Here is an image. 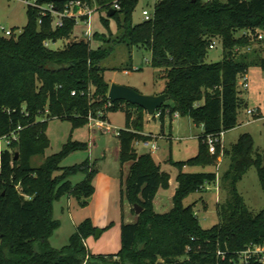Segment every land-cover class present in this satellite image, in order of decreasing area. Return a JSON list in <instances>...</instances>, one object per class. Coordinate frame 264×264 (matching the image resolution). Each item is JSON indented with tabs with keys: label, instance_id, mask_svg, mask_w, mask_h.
<instances>
[{
	"label": "trees",
	"instance_id": "16d2710c",
	"mask_svg": "<svg viewBox=\"0 0 264 264\" xmlns=\"http://www.w3.org/2000/svg\"><path fill=\"white\" fill-rule=\"evenodd\" d=\"M72 1L77 0H39L59 9ZM82 1L108 11L120 4L110 16L117 20L118 34L95 33L102 40L97 48L85 39L69 41L60 49L46 45L70 39L77 20L67 17L63 26L55 28L52 15H43L31 5L21 33L0 34V137L18 133L10 149L0 155V264H156L159 257L174 264H234L239 251L264 244V208L253 213L237 187L252 165L264 180V159L248 132L231 148L219 143L216 153L209 151L205 138L238 125L244 104L238 78L252 64L264 69L260 50H243L254 40L237 35L246 28L264 30V0H159L155 17L137 23L133 12L139 0ZM215 40L223 45V58L209 62ZM121 44L151 50V64L161 69L163 92L173 102L167 103L168 99L161 106L160 117L164 122L167 111L180 113L202 125L199 152L188 160L173 161L180 169L174 206L158 212L153 200L160 185H170V173L161 170L151 152L138 153L134 147L135 141L148 139L142 133L146 110L127 101L137 112L128 110L127 127L118 134L121 163H130L128 174L121 177V192L137 218L123 220L122 248L117 254L90 251L87 238L96 228L89 219L78 226L68 244L58 248L50 240L60 224L54 201L69 194L87 203L95 192L96 169L88 161L62 165L65 156L88 147L81 141L69 140L38 166L32 159L50 146L51 118L79 126L89 122L91 113L104 112L106 117V111L121 101L105 106L111 86L105 78L106 60ZM220 152L229 160L221 179L217 170L184 171L189 165L217 166ZM80 170L87 171V177L74 184L71 176ZM218 180L229 196L217 204L218 222L204 227L194 204L185 205L184 200ZM136 203L143 207L140 214ZM219 251L226 253L224 258L217 255ZM183 256L190 260H181Z\"/></svg>",
	"mask_w": 264,
	"mask_h": 264
},
{
	"label": "rangeland",
	"instance_id": "374dc122",
	"mask_svg": "<svg viewBox=\"0 0 264 264\" xmlns=\"http://www.w3.org/2000/svg\"><path fill=\"white\" fill-rule=\"evenodd\" d=\"M159 0H139L133 12L134 22L145 20L143 11L149 10L151 14L156 13V4ZM208 1V0H204ZM28 5L23 0H0V34L4 29H13L16 34L22 32L28 22ZM57 18L54 19L56 24ZM89 25L80 18L74 28L70 39H60L50 42L53 49H60L72 40L85 38V32ZM91 29L93 37L91 45L97 48L102 44L100 35H117L118 23L116 18L108 15V9L93 6L91 15ZM98 33L99 36H95ZM5 35V34H4ZM237 35H241V31ZM251 49H258L264 56V43L252 41ZM223 45L218 40L215 48H210L207 60L215 62L223 58ZM152 52L143 46L118 45L113 54L106 60L109 66L105 69V78L110 83H117L134 87L144 94H153L165 88V80L160 77L161 69L151 64ZM132 66L135 68L132 69ZM129 69L130 71H125ZM250 87L245 89L242 85L243 76L238 78V90L244 100L242 108L238 112V125L225 131L222 136L223 148H231L243 133H250L255 142V149L261 153L264 159V69L252 64L247 70ZM167 103H173L168 100ZM131 104V103H130ZM105 106L109 107V103ZM136 111L137 108L129 105L127 101H119L116 107L110 108L107 116L93 114L94 117L102 118L112 129L90 126V123L74 126L71 120L60 117L51 118L47 129L50 146L44 155L33 157L32 164L38 166L44 159L62 150L69 140L88 143L85 149L76 150L62 160L65 167L88 161L91 167L96 169L93 176L95 192L87 203H83L76 195H63L54 201V216L60 221L58 228L50 237L51 243L61 248L68 244L71 235L86 220H90L96 228L87 238L90 251L96 255H114L122 248V222H133L136 214L131 210L129 200L122 197L121 177L128 174L130 163L124 165L119 158L118 148L120 146L118 131L127 127L128 110ZM248 109H257L254 114H249ZM103 115L105 114L104 112ZM142 131L149 139H156L159 148L155 151L137 146L138 153L151 152L153 158L160 165L161 170L170 173V185L159 186L153 200V206L158 212L169 211L174 206L173 196L178 184L177 175L179 167L173 161H184L196 156L200 148L199 135L204 132L201 125L195 123L187 116H176L167 111L164 122L159 115L151 117L147 111L144 112ZM45 118V116H42ZM152 132V133H145ZM142 140V139H141ZM228 159L220 152L215 162L217 166L189 165L184 171H212L217 170L221 179L224 170L228 166ZM87 171H77L71 176L74 184L87 177ZM237 187L243 196L245 203L253 213H258L264 208V180L256 165H252L245 175L238 181ZM229 196V191L222 185V180L208 185V188L189 195L185 205L194 204L201 224L211 227L218 222L217 204L224 203ZM99 233V234H98ZM189 259L183 256L181 260ZM200 261V260H199ZM167 263L159 257L156 264Z\"/></svg>",
	"mask_w": 264,
	"mask_h": 264
},
{
	"label": "built area",
	"instance_id": "2783aa9c",
	"mask_svg": "<svg viewBox=\"0 0 264 264\" xmlns=\"http://www.w3.org/2000/svg\"><path fill=\"white\" fill-rule=\"evenodd\" d=\"M27 5H31L35 8H38L40 13L43 15H52L53 19V26L56 28L58 26L64 25V19L67 17L75 18L78 22L80 18H83L85 23L89 25V28L85 32V40L90 41L93 37L92 29H91V15L93 13V6L91 4H88L87 2H84L82 0L72 1L68 4H66L64 9H59L55 6L54 3H40L39 0H23ZM114 8H120L119 3L114 4ZM143 14L145 16L146 20H151L155 17V14H151L149 10L145 9L143 11ZM57 18L56 24L54 23V19ZM43 19H39V23H42ZM4 34L6 36L13 35L14 31L13 29H4ZM241 35L248 37L254 41H259L264 43V30L260 28H246L242 29ZM216 40L213 41L210 44V48L216 47ZM50 41L46 42V45L49 46ZM250 46H246L243 48V50L248 51L250 50ZM243 76V82L242 85L245 89H248L250 87L249 84V75L247 72H244L241 74ZM75 93V92H74ZM112 104V101L110 100L109 105ZM257 109H248L249 114H254ZM156 115H161V112L157 111ZM155 115V116H156ZM99 116H103V113H100ZM89 123L90 126H97L99 128H104L107 131L111 130L112 128L107 125L106 121L99 117L96 118L91 113L89 115ZM19 129L22 127L19 126ZM225 131H222L221 133L216 134H208L205 138V142L209 147V151L211 153L217 152V146L219 143L222 144V136L224 135ZM119 134V131H118ZM18 139V133L17 131L12 132L9 135H5L3 137H0V155L5 149H10L12 143ZM137 146L142 145L145 148H149L152 151H155L159 148L158 142L156 139H142L135 141ZM223 146V144H222ZM218 256L225 257L226 253L219 251L217 253ZM234 264H264V244H251L246 249L238 252V258L233 261Z\"/></svg>",
	"mask_w": 264,
	"mask_h": 264
},
{
	"label": "water",
	"instance_id": "95a60500",
	"mask_svg": "<svg viewBox=\"0 0 264 264\" xmlns=\"http://www.w3.org/2000/svg\"><path fill=\"white\" fill-rule=\"evenodd\" d=\"M115 10V8L109 9L108 15H113ZM109 99L113 102L118 100H126L130 103L140 105L148 112V114H150L151 117H155L156 112L169 99V96L165 92L160 94H144L134 87L113 83L110 86ZM135 210L136 213L140 214L143 210V207L136 203Z\"/></svg>",
	"mask_w": 264,
	"mask_h": 264
},
{
	"label": "crops",
	"instance_id": "0c3cea01",
	"mask_svg": "<svg viewBox=\"0 0 264 264\" xmlns=\"http://www.w3.org/2000/svg\"><path fill=\"white\" fill-rule=\"evenodd\" d=\"M164 91V88L160 89L159 91H156L155 93L153 94H160V93H163ZM176 116H182L180 113H176ZM202 126V125H201ZM203 127V126H202ZM145 133H152V132H145ZM200 136V135H199ZM118 154H119V148H118Z\"/></svg>",
	"mask_w": 264,
	"mask_h": 264
}]
</instances>
